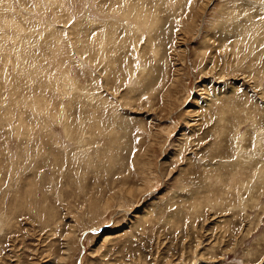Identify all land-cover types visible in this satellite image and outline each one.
Instances as JSON below:
<instances>
[{"label":"rangeland","instance_id":"rangeland-1","mask_svg":"<svg viewBox=\"0 0 264 264\" xmlns=\"http://www.w3.org/2000/svg\"><path fill=\"white\" fill-rule=\"evenodd\" d=\"M0 264H264V0H0Z\"/></svg>","mask_w":264,"mask_h":264}]
</instances>
